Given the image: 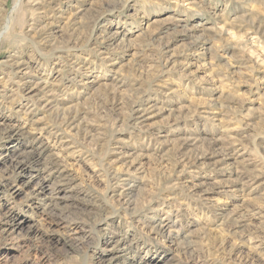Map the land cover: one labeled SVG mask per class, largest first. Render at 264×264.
<instances>
[{"label":"clouds","instance_id":"1","mask_svg":"<svg viewBox=\"0 0 264 264\" xmlns=\"http://www.w3.org/2000/svg\"><path fill=\"white\" fill-rule=\"evenodd\" d=\"M0 264H264V0H0Z\"/></svg>","mask_w":264,"mask_h":264}]
</instances>
